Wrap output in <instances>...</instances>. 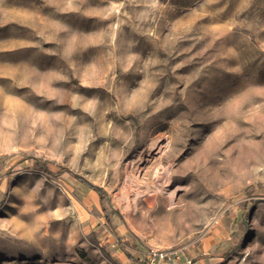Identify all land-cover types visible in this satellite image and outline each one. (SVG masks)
Instances as JSON below:
<instances>
[{
    "label": "rangeland",
    "instance_id": "374dc122",
    "mask_svg": "<svg viewBox=\"0 0 264 264\" xmlns=\"http://www.w3.org/2000/svg\"><path fill=\"white\" fill-rule=\"evenodd\" d=\"M0 264H264V0H0Z\"/></svg>",
    "mask_w": 264,
    "mask_h": 264
},
{
    "label": "trees",
    "instance_id": "16d2710c",
    "mask_svg": "<svg viewBox=\"0 0 264 264\" xmlns=\"http://www.w3.org/2000/svg\"><path fill=\"white\" fill-rule=\"evenodd\" d=\"M33 164H34V167L36 169H38V170H41V171H44V172L49 171L46 164H42L39 161H34ZM62 174H68L70 177L74 178L76 181H78L86 189H88L90 191H94L96 194H98V196L100 198V202L102 204L105 203V198H104L103 192L100 189H98L97 187L93 186L88 181H86V180L74 175L71 171H69L67 169H62V170L57 172V175H62ZM105 211L107 213V210H105ZM242 225H244V224L242 223ZM129 259H133V257L129 256Z\"/></svg>",
    "mask_w": 264,
    "mask_h": 264
},
{
    "label": "built area",
    "instance_id": "2783aa9c",
    "mask_svg": "<svg viewBox=\"0 0 264 264\" xmlns=\"http://www.w3.org/2000/svg\"><path fill=\"white\" fill-rule=\"evenodd\" d=\"M166 257V254L163 253H156L153 255L152 263H158L159 260H162Z\"/></svg>",
    "mask_w": 264,
    "mask_h": 264
}]
</instances>
